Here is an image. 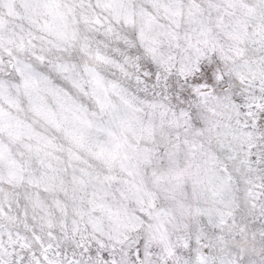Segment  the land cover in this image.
I'll return each mask as SVG.
<instances>
[{
	"label": "snow or ice",
	"instance_id": "1",
	"mask_svg": "<svg viewBox=\"0 0 264 264\" xmlns=\"http://www.w3.org/2000/svg\"><path fill=\"white\" fill-rule=\"evenodd\" d=\"M0 264H264V0H0Z\"/></svg>",
	"mask_w": 264,
	"mask_h": 264
}]
</instances>
